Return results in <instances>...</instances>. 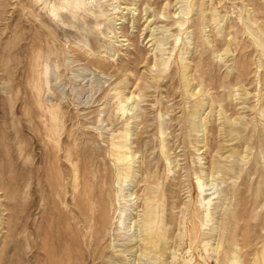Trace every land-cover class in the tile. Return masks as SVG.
I'll list each match as a JSON object with an SVG mask.
<instances>
[{
    "label": "rangeland",
    "instance_id": "374dc122",
    "mask_svg": "<svg viewBox=\"0 0 264 264\" xmlns=\"http://www.w3.org/2000/svg\"><path fill=\"white\" fill-rule=\"evenodd\" d=\"M0 264H264V0H0Z\"/></svg>",
    "mask_w": 264,
    "mask_h": 264
}]
</instances>
